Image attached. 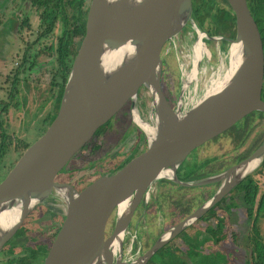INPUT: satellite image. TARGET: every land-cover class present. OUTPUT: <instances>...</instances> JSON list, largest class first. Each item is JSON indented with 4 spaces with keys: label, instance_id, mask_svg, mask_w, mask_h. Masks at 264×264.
Instances as JSON below:
<instances>
[{
    "label": "water",
    "instance_id": "water-1",
    "mask_svg": "<svg viewBox=\"0 0 264 264\" xmlns=\"http://www.w3.org/2000/svg\"><path fill=\"white\" fill-rule=\"evenodd\" d=\"M225 1L234 15L235 35L208 38L229 42L228 67L191 105L174 109L161 88L162 55L167 42L190 23L192 0H88L58 111L0 180V250L30 211L57 190L65 216L37 264H146L261 163L264 138L221 174L196 182L221 180L207 200L165 229L142 254L129 262L122 259L126 230L149 187L164 178L185 184L176 171L189 153L249 114L264 113L260 9L255 0ZM143 91L153 108V124L142 127L145 147L81 190L57 182L68 162ZM254 161L258 165L249 169ZM10 211L7 221L3 217Z\"/></svg>",
    "mask_w": 264,
    "mask_h": 264
},
{
    "label": "rangeland",
    "instance_id": "rangeland-1",
    "mask_svg": "<svg viewBox=\"0 0 264 264\" xmlns=\"http://www.w3.org/2000/svg\"><path fill=\"white\" fill-rule=\"evenodd\" d=\"M217 2L219 5H223L221 1L217 0ZM40 13L41 10H36L35 12V6L32 4L31 0H0V141L1 137L4 138L3 135H11L15 140H24L25 143H29L30 145L46 130L47 125L42 124V120L46 114L48 112H53L54 100L52 97L57 93V88L51 86L50 82L53 78V72L56 69V62L53 50H48V47L51 44L55 45L56 37L60 34L64 23L58 19L47 35L37 38L38 35L47 28L48 24H50L49 20L46 21L41 18ZM21 20H26L27 22L23 27L20 26ZM192 26L193 24L190 22L186 32L179 35L177 40L179 44L176 49L175 47H168V51L164 53L163 80L167 82L168 89L173 88L175 91H178L180 87L179 79L182 70L180 64L187 63V61L184 60L186 51H189V49L191 50L195 42L193 39L194 36L190 37V32L193 29ZM78 42L79 38L74 39L75 48L78 47ZM30 43H33V45L28 48V44ZM229 45V42L225 43V48H222L220 40L211 39L203 46L207 49L203 53L206 58H203L207 60V64L211 67L218 65L219 60H225L224 67H222L221 74L218 77L222 76L228 67ZM49 53H52V55H49ZM31 63H33L32 67H30ZM218 77L215 80H217ZM211 84H209L208 87ZM141 96H144L150 101L146 91H143ZM5 104L8 106V111L6 110L3 112L5 108H3V106H5ZM128 106L127 104L110 121L102 134L95 139L97 143L101 139L102 141L104 140L103 144L105 148H111L107 152L108 156L99 160L96 163L97 166L93 169H90L91 164H89V162H82L81 165L84 164V167L79 172V175L100 172L101 169L108 168L112 165V155L119 147L124 146V150H128L130 145H132V139H125V142L121 141V145H118L119 147L112 146L117 134V120H121L122 122L126 121L124 115L126 114ZM259 130H262L261 132L264 133V122L261 123V121L257 122V120H254L253 125L250 127V131L254 132ZM1 133H3V135ZM251 138L252 136H249L247 144L241 147L239 149L240 151L242 150V152H244L250 147L249 143ZM235 139H238V137H236L233 132H228L217 138V148L222 156L233 153L234 150H236L235 145L237 142ZM217 148L211 153V156L217 152ZM86 151L87 150H84L83 153ZM17 159L16 149L11 145L10 151L0 163V180L14 165V160ZM250 174L256 180L260 189V194V192L264 191V168H261L259 164ZM157 190L158 192L156 191L154 195L155 199H158V204L156 203L153 207H149L145 213L146 217L143 216L141 221L137 224L135 223V225L133 224L129 229L131 234L139 230L137 234H139L140 238L137 239V247H142V253L152 245L155 239L165 229L170 227V224L173 223L170 222V217L175 214L177 205L185 203L184 198H187L183 197L182 199L180 196L181 194H178L181 191L190 196L197 193L194 189L178 190L174 188L173 185L160 186ZM226 196H233L231 200L234 199V202L237 203L236 209L227 216L229 220V230L237 235L236 242L228 241L222 243V241H218L214 244L209 241L203 243L198 249H194L192 244H190V241H193L192 238H189L187 241V239L182 237L187 235L193 237L198 230L203 231L208 225L215 224L212 219L204 222L203 220L195 222L183 231L184 234L173 238L169 244L173 248L175 246L181 248L183 251L182 257L185 261H187L186 259L190 256L196 257L197 255H194L196 250L197 253L201 254H218L220 257L219 260L223 264L246 263L248 246L246 236H248L250 220L246 216L242 205V194L236 192L229 193ZM221 207H224L223 203L217 209H221ZM217 214L221 215L222 211H218ZM162 217L165 218L164 222L161 221ZM257 223L261 237L264 240V212L260 215ZM27 227L35 231L46 230L45 221L35 224L29 223ZM111 230L112 225L108 227L107 234ZM26 234L31 235L35 239L37 238V235H34L32 232H27ZM39 237H41V235ZM202 237L203 236H197L198 241ZM17 250L19 251L18 248L15 249V251ZM1 258L2 257H0V259ZM152 260L153 264H164V260L161 258L160 254H154ZM0 261L2 262V259Z\"/></svg>",
    "mask_w": 264,
    "mask_h": 264
},
{
    "label": "flooded vegetation",
    "instance_id": "flooded-vegetation-1",
    "mask_svg": "<svg viewBox=\"0 0 264 264\" xmlns=\"http://www.w3.org/2000/svg\"><path fill=\"white\" fill-rule=\"evenodd\" d=\"M35 12H36V7H35ZM187 24H189V22ZM187 28L188 26L185 25L175 36H173L167 42L164 53L165 51L166 52L168 51V47H175L176 49L177 45L179 44L177 41L179 35L186 32ZM193 29L190 32V37L194 36L193 39L195 42L191 50L189 49L190 52L186 51V57L184 60H186L187 63L180 64L182 66V70L180 73L181 75L179 79L180 87L178 88V91H175V89L173 88L168 89L167 82H164L163 80L164 70H163V65H162L161 88H162V91L168 103L174 109H176L177 106H180L181 108H185L191 105L204 92V90L208 87V85L211 84L212 81H214L221 74V69L222 67H224V63H225L224 59L219 60L218 65H216L215 67H211L210 65L207 64L206 62L207 60L204 59L206 58L204 57V54H203L204 50H202L200 54H197L199 53V50L203 46H205V44L211 39L208 38L209 35L206 31L198 30L195 33V29L194 30ZM201 32H205V34H202V36H200ZM198 39H201L203 41L202 46L198 44ZM196 46H197V50H196ZM164 53L162 55L163 63H164V58H163ZM148 100L149 99L145 98L144 96H141V95L138 96L135 102L133 103V105L129 104L126 110V114L124 115L126 117V121L122 122L121 120H117V123H116L117 134H116V138L112 146L121 145V141H124L125 139L126 140L132 139L131 142L133 143L132 145H130L128 150H124V146H121V147L118 146L119 147L118 150L112 155V159H113L112 165H110L108 168L106 167L105 169H101L100 172L98 171V172H91V174H87V175H79V172L84 167V164L81 165L82 158L80 157L82 156H79V157H76L75 159L74 158L71 159L68 162V164L57 175L56 181L59 183H68L72 185L76 190H81L84 186L92 182L97 177L103 174H106V173L114 172L115 170L120 168L128 159H130L132 156H134L139 151H141L145 147L146 139H147V136L144 130L142 129V127L151 126L153 124V108L151 106V98H150V101ZM135 116L137 117V119H139L142 126L138 124ZM246 118L247 117H245L242 121L238 122L231 128V129H234L231 132H233L234 135L238 137V139H235L237 143L235 145L236 150H234L233 153H229L225 156H222L221 153H219L218 148H217V138L219 136L227 134L230 130L229 129L221 133L220 135L214 137L213 139L203 143L201 146L197 147L191 153H189V155L186 157V159L183 161V163L178 167L176 171L177 178L185 182V184L177 183L176 181L170 178H164V179L157 181L155 184L149 187L147 198L142 199L139 205L137 206V208L135 209V212L132 216L129 226L126 230V233L124 236L123 252H122V259L124 261H128V262L132 261L138 255H140V253H142V247H137V239L139 238L137 233L139 230L136 231L134 234H131L129 232V229L133 224L135 225V223L137 224L139 221L142 220L143 216H145V213L147 212L149 207H153L156 203L158 204V199H155L154 193L156 191L158 192L157 189L160 186L173 185L174 188L178 190L179 189L180 190L181 189L182 190L194 189L197 191V193L193 194L192 196L188 195L187 193L185 194L182 191L178 194V195L181 194L180 196L182 197V199L183 197H187V198H184L185 203H181L177 205L175 214L170 217L171 218L170 222L171 223L173 222L172 224H170V226H172L175 223H177L179 220H181L183 217H185L187 213L189 214L196 207H198L201 203L207 200L218 188L221 180H214V181H211L205 184H195L196 182H199V181H202V180H205V179L221 174L228 167L237 163L238 161H240L241 159H243L244 157L248 155L247 154L246 156L238 158L240 154L243 153L242 150L240 151L239 149L247 144L249 136H252V138L254 136L257 137V134L262 133L261 132L262 130L254 131V132L249 131L247 137L242 140L241 136H242V132L245 131L243 126H244V120ZM253 118L254 119L251 125H253L254 120H257V122L261 121V123L264 122V116L262 115L259 116L257 115V113L253 115ZM99 142L103 144L104 140L102 141L101 139ZM216 148H217V152L211 156V153ZM109 149L107 151H109ZM228 158L232 161H230ZM96 166L97 164L91 166L90 169H93ZM218 203L219 202L213 205L205 214H203L195 222L202 221L201 219H203V222L211 219L210 214L207 215V213L211 209H214V211L217 213L219 211L217 209ZM65 210H66L65 202L63 198L61 197L60 193L57 190H53L52 193L47 198H45L42 202L37 204L30 211L27 217L24 219L22 225L20 226V228L23 227L24 234L20 235L16 239L15 242L9 243V241L15 237V234H16L15 233L3 245V247L0 250V257H2L1 258L2 262L0 261V263L1 264H11L10 259H12L13 257L19 256V255H22L21 257H24V259H28L30 255L29 251L32 248H38V247H41L42 245L46 246L47 244L49 246L54 238L53 237L51 240L52 235L56 231H58L64 219ZM41 221H45L46 230L35 231L27 227L29 223L35 224ZM161 221L164 222L165 218L163 219L162 217ZM27 232H32L34 235H37V238L35 239L31 235H27L26 234ZM40 235L41 237H39ZM16 248H18L19 251L18 250L15 251ZM117 257H118V252H115L113 261H116ZM14 264H16V262Z\"/></svg>",
    "mask_w": 264,
    "mask_h": 264
},
{
    "label": "trees",
    "instance_id": "trees-1",
    "mask_svg": "<svg viewBox=\"0 0 264 264\" xmlns=\"http://www.w3.org/2000/svg\"><path fill=\"white\" fill-rule=\"evenodd\" d=\"M219 1H221L223 5H219L217 0H192L191 22L193 24V28L195 29V33L198 30H203L206 31L209 36H223L226 38L234 37V15L232 14V11L228 7L225 0ZM31 2L36 7V10H41V18L46 21L49 20L50 23L48 24L47 28L38 35L37 38L47 35L58 19L64 23L60 34L56 37L55 45L51 44L48 47V50H53L56 62V69L53 72V78L50 82V85L57 88V93L52 97L54 100L53 112H48L42 120V124H46L48 126L58 111L66 77L70 70L72 59L76 53L74 39L80 38L84 31L88 0H31ZM255 4L260 9L259 20L264 30V0H255ZM26 24V20H21V27L25 26ZM186 26H188V24H186ZM220 42L222 48H225L224 44L228 43L226 39H222ZM32 45L33 43L28 44V48L32 47ZM49 55H52V53H49ZM32 66L33 63L30 64V67ZM6 105L7 104L3 106V108L5 107L3 112L6 110L8 111V106ZM256 113L259 116H264V113L260 111H255L246 116L247 118L244 120L243 126L245 131L242 132L241 136L242 140L247 137L250 127L252 126V120L254 119L253 115ZM232 130L234 129H230L229 132ZM103 131L104 129L73 158L75 159L76 157L82 156L80 157L82 158L81 161H86L87 163L89 162L91 166L103 159L107 154L109 147L105 148L102 143L95 142V139L100 136ZM1 134L3 135V133ZM3 137L4 138L1 137L0 141V163L10 151L11 145L15 147L17 157H19L29 145V143H25L24 140H15V138H13L11 135H3ZM263 138L264 133H258L257 137L254 136L250 141V147L241 153L238 158L249 154L261 143ZM84 150L87 151L83 153ZM15 161L16 160H14V163ZM260 167L264 168V156L260 163ZM259 191V186L251 175L246 176L230 191V194L236 192H240L242 194V205L244 207L246 216L250 220L249 232L248 236H246L248 246L247 260L245 264H264V240L261 237L257 223L260 215H262L264 212V191L260 192V194ZM231 198H233V196H224L217 204L218 207L222 203L224 204V207L218 209L219 211H222L221 215H218L214 209H211L207 213V215L210 214L211 219L215 223L214 225H208L203 231L198 230L193 237L187 235L182 238L187 239V241L189 238H192L193 241H190V244H192L194 249H198V247L203 243L209 241L214 244L218 241H222V243L233 241L235 243L237 240V235L236 233L229 230V220L227 217L233 210L236 209L237 206V203L234 202V199L231 200ZM56 232L52 235L51 240L55 236ZM23 234V227L19 228L15 234V237L12 238L9 243L15 242L16 239ZM182 234H184L183 231L179 234V236ZM197 236L203 237L198 241ZM47 246L48 244L46 246L42 245L38 248H32L29 251L30 255L28 259H24V257H21L22 255H19L10 259V262L11 264H14L15 262L16 264H37L46 252V249L48 248ZM156 254H160L161 258L164 260V264H223L219 260L220 257L218 254H201L197 253L196 250L194 255L197 256H190L188 259H186L187 261H185L182 257L183 251L181 248L177 246L173 248L169 245V243L159 249ZM147 264H153L152 258Z\"/></svg>",
    "mask_w": 264,
    "mask_h": 264
},
{
    "label": "bare ground",
    "instance_id": "bare-ground-1",
    "mask_svg": "<svg viewBox=\"0 0 264 264\" xmlns=\"http://www.w3.org/2000/svg\"><path fill=\"white\" fill-rule=\"evenodd\" d=\"M196 50H197V46H196ZM199 50V49H198ZM202 50H204V51H206L207 49H205L204 47H202L200 50H199V53H197V54H200L201 53V51ZM206 54V53H205ZM212 54V53H211ZM166 55V54H165ZM166 60V59H165ZM176 65V64H175ZM164 69V68H163ZM173 71V70H172ZM149 122V121H148ZM145 128H146V126H145ZM230 157V156H229ZM229 159V158H228ZM231 159H232V157H231ZM230 160V159H229ZM230 161H232V160H230ZM229 162V161H228ZM258 161H254L252 164H250L249 165V169H251V168H253V167H256L258 164ZM219 170V169H218ZM202 192V191H201ZM200 192V193H201ZM159 194H161V193H159ZM158 195V194H157ZM202 195V194H201ZM203 196V195H202ZM162 198V197H161ZM196 203V202H195ZM168 206V205H167ZM181 206V205H180ZM149 207V206H148ZM183 207V206H182ZM173 209V208H172ZM154 210V209H153ZM176 210V209H175ZM184 213V212H183ZM170 214H171V212H170ZM181 214V213H180ZM188 214V213H187ZM146 215V214H145ZM168 215H169V213H168ZM177 215V214H176ZM186 215V214H185ZM13 216V211H10V212H8V213H6V215L3 217L4 219H7V221H9V220H11V217ZM146 217V216H145ZM154 217V216H153ZM155 218V217H154ZM150 219V218H149ZM164 219V218H163ZM170 220H171V218H170ZM168 222V221H167ZM154 225V224H153ZM166 226V225H165ZM151 234V233H150ZM149 237V236H148ZM153 239V238H152ZM147 242V241H146Z\"/></svg>",
    "mask_w": 264,
    "mask_h": 264
}]
</instances>
